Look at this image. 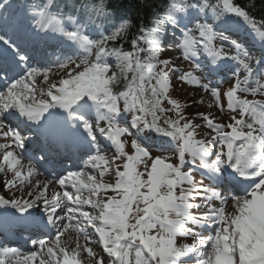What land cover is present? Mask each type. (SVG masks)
Instances as JSON below:
<instances>
[{
  "label": "snow or ice",
  "instance_id": "snow-or-ice-1",
  "mask_svg": "<svg viewBox=\"0 0 264 264\" xmlns=\"http://www.w3.org/2000/svg\"><path fill=\"white\" fill-rule=\"evenodd\" d=\"M0 218V264H264V0H0Z\"/></svg>",
  "mask_w": 264,
  "mask_h": 264
},
{
  "label": "trees",
  "instance_id": "trees-1",
  "mask_svg": "<svg viewBox=\"0 0 264 264\" xmlns=\"http://www.w3.org/2000/svg\"><path fill=\"white\" fill-rule=\"evenodd\" d=\"M35 2H40V0H35ZM152 0H149V3H151ZM156 3L158 4H162L163 3V0H155ZM141 15L143 16V13H141Z\"/></svg>",
  "mask_w": 264,
  "mask_h": 264
},
{
  "label": "rangeland",
  "instance_id": "rangeland-1",
  "mask_svg": "<svg viewBox=\"0 0 264 264\" xmlns=\"http://www.w3.org/2000/svg\"><path fill=\"white\" fill-rule=\"evenodd\" d=\"M87 210V209H86Z\"/></svg>",
  "mask_w": 264,
  "mask_h": 264
}]
</instances>
